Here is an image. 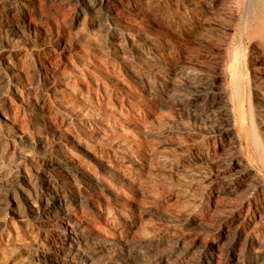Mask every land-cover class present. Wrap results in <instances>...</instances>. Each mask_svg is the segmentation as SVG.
Here are the masks:
<instances>
[{
  "label": "rangeland",
  "instance_id": "374dc122",
  "mask_svg": "<svg viewBox=\"0 0 264 264\" xmlns=\"http://www.w3.org/2000/svg\"><path fill=\"white\" fill-rule=\"evenodd\" d=\"M92 1L90 9L79 0H0V10L11 8L0 18V80L19 90L8 89V107L0 109L17 120L7 135L0 117V264H264V136L255 124L257 151L235 126L209 130L202 116L221 97L196 93L184 81L204 54L198 42L208 36L206 12L220 0ZM136 44L151 60H140ZM50 79L66 86L61 100L74 104L75 114L57 103ZM34 118L52 130L35 129ZM97 128L122 135L97 136ZM95 178L117 190L127 215L142 222L125 224L107 189L93 191ZM33 187L41 205L54 196L68 216L28 214L21 223L4 211L11 199L26 208L21 189L31 195ZM67 218L88 257L65 254Z\"/></svg>",
  "mask_w": 264,
  "mask_h": 264
},
{
  "label": "bare ground",
  "instance_id": "6f19581e",
  "mask_svg": "<svg viewBox=\"0 0 264 264\" xmlns=\"http://www.w3.org/2000/svg\"><path fill=\"white\" fill-rule=\"evenodd\" d=\"M79 1L82 2V4L87 8L92 9L94 6V2L92 0ZM103 3L104 2L101 1L100 4ZM236 5H241V7L243 8L244 11L242 17H237ZM252 6H254V10L252 13H250ZM242 8L240 9L242 10ZM8 9H11L10 6H2L0 10V18L10 17V12ZM206 17L207 22L205 31L208 36H202L204 37V39H201L198 42V45L203 48L204 54L199 55L202 56L199 57L201 58L200 60L198 58V61H196L195 63L193 62L194 66L191 70L194 75V77H192L193 79H184V81L196 93L216 94L221 97L220 101L216 105H213V107L211 108L212 110H209L206 115L202 116L201 122L207 123L209 130L221 133V131L226 130L228 127L235 126L245 135V141H249L252 144L251 147L254 148V150H257V148L261 144L260 141L256 139L253 133L254 131L252 132V130L255 129V124L259 130L260 135L264 136V0H220L219 4H216L215 7L213 6L211 8H208ZM3 19L7 24L8 21L5 18ZM236 28L240 30V37H238V40H236L235 38L236 35L234 36V33L237 30ZM134 49L136 50L142 62L146 63L151 58L148 53H146L142 48L138 47L137 44L136 48L134 46ZM3 52L4 51H2L0 47V57L3 56ZM214 57H219V62L217 63V65L215 63L216 60ZM217 69H219V71ZM11 78L18 85L22 87L27 86L26 78L20 76V74H18L17 72H13ZM203 80H205V82ZM216 80H218V82H216ZM49 81L50 82L46 81L48 82L47 86H50V89H52L53 97L57 100V103H59L64 109H67L71 113H73L75 111V107L73 106L74 104L72 105L68 101L61 100L63 97H66L68 95L66 94L68 93V91H66V86L53 85L51 83L52 79H50ZM10 88L14 90L15 94H18L19 90L15 85H11L9 81H6L4 83L0 80V109H5L8 107V99L6 93ZM251 91L253 98L252 103H250L249 99ZM27 107H29L30 109L34 108V106L30 104ZM75 113L76 111L73 114ZM0 117L5 124L7 135L14 134L13 127L17 124L16 117L11 116L9 113L2 110H0ZM34 119L35 120L33 124L35 126V129L52 130L49 126L50 124L48 123V121L41 118ZM174 124L177 126V128H179L180 131L187 133L190 132V128L186 123L174 122ZM106 130L97 128L96 135L117 137L122 135V133L118 131H113L111 129L107 131ZM37 137L40 136L37 135ZM57 139L62 142V138L60 135L57 136ZM67 142L68 144H72V141L70 139H67ZM131 145L132 144L128 141L126 147H131ZM61 147H64V145L61 144ZM32 148L34 147H29V149L31 150ZM257 151H259V149ZM235 153L232 151V153L229 155H233ZM130 154H128L129 158L131 157ZM61 157L68 163V165L78 168L79 164H77L74 159L68 156L67 153H64V151L61 154ZM216 162L217 161H215L214 164ZM258 162L263 165L264 168V151L262 149L259 153ZM35 166L36 167H33L35 171H41V166ZM85 169L86 168H84V170ZM261 171L264 172L262 168ZM79 175L83 178L86 177L84 172H79ZM23 181L26 180L23 179ZM252 183L254 184V186L258 185L257 180H253ZM16 185L17 183L15 184V186ZM45 186V189L49 190V187H47V185ZM92 186L93 191L96 193H101L104 189H107V191L112 195L114 202L118 205L120 209L118 214L121 216L125 224H130L132 225V227L135 225H139L138 223L141 221V219L139 221V217L137 218L138 215L134 216V213L130 212L131 215L128 216L126 212H129V209L126 210V212L124 211L127 206L125 207L126 203L123 200V197H120L116 193L118 192L117 190L115 192L111 186V189L106 188L104 181L96 178L93 179ZM21 192L23 193V196L21 195V199L23 200V202H25L26 208L22 207V205L19 203L20 200L16 201L14 199H11V201L4 200L5 204L3 207L4 211L13 214L18 222L24 223L27 220L28 214L36 216L39 214H43L44 212H57L61 215L68 216L66 205L60 199L52 196L54 200L53 202L41 205V202L36 199V194L38 191L34 187L32 188L31 195L28 194L27 191L25 192L22 189ZM65 221L67 229H65L62 233V241L64 246L66 247L65 254L71 257H88L86 256L88 247L85 243H83L84 241H81V236L79 235L74 223H72L68 218ZM201 225L203 230L207 233L212 230V224L207 221ZM113 248L112 250H101L100 253L102 255H108L115 249ZM39 256L42 257L41 255ZM49 262H51L52 264H56L52 259H50ZM111 264L117 263L115 262Z\"/></svg>",
  "mask_w": 264,
  "mask_h": 264
}]
</instances>
